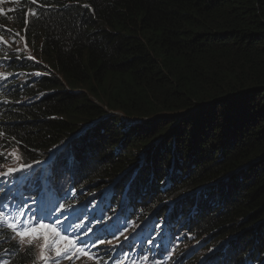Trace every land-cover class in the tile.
Wrapping results in <instances>:
<instances>
[{"label": "trees", "instance_id": "trees-1", "mask_svg": "<svg viewBox=\"0 0 264 264\" xmlns=\"http://www.w3.org/2000/svg\"><path fill=\"white\" fill-rule=\"evenodd\" d=\"M47 4L5 16L38 62L0 44V153L29 164L59 148L41 177L65 182L70 202L89 206L90 189L119 221L126 211L109 203L124 190L135 209L206 237L194 264H264V0ZM170 232L173 254L185 234ZM10 236L0 264H33Z\"/></svg>", "mask_w": 264, "mask_h": 264}, {"label": "snow or ice", "instance_id": "snow-or-ice-1", "mask_svg": "<svg viewBox=\"0 0 264 264\" xmlns=\"http://www.w3.org/2000/svg\"><path fill=\"white\" fill-rule=\"evenodd\" d=\"M30 15H35V12H31ZM15 35L19 36V33ZM0 44L7 45V41H4L2 36H0ZM8 46L10 47V45ZM19 50L17 49V51ZM0 79L7 80L8 77L0 73ZM0 135H3V133H0ZM0 155H3V153H0ZM9 158L14 161V166L5 167ZM21 160L22 157L18 152L12 151L5 158L4 163L0 164V169H3L0 170V189H9L7 195H11V192L14 191L13 185L30 183L38 177V170L34 169L31 164L21 163ZM17 173L19 175H16ZM7 195L0 200V232H10L11 236L9 238L11 240L16 241L21 248L27 247L32 254L33 264H60V261L64 259L76 260L84 257L94 261L95 264H100V259L97 255L90 253L89 249L97 246V244L107 243L111 245L113 243L111 240H105L99 236L97 240H92L90 243L75 235L70 237L69 233L80 226L74 222L65 223L59 215L53 216L57 209L62 212L71 211L72 215L76 214L74 209H65L64 204H56L54 208L48 210L46 215L37 219L35 215L32 217L27 216V208L22 200L14 206L15 214H13L9 210ZM102 231H112V234L115 235L113 226L106 225ZM125 239H128V237L125 236ZM132 239L135 240V237ZM41 241L42 243H40ZM148 242H152L151 238ZM37 246L39 254H36ZM132 246L135 247L134 244ZM52 254L59 259H54Z\"/></svg>", "mask_w": 264, "mask_h": 264}, {"label": "rangeland", "instance_id": "rangeland-1", "mask_svg": "<svg viewBox=\"0 0 264 264\" xmlns=\"http://www.w3.org/2000/svg\"><path fill=\"white\" fill-rule=\"evenodd\" d=\"M12 27H16L14 22H11ZM15 38H10L9 42L11 43V47L14 48L13 51L14 52H19L21 54H24L26 58L29 59H34L36 60V57L33 55V52L31 51V49L29 47L25 48V41L24 38L21 39L22 34L19 33V36H14ZM14 39H16V41L14 42ZM17 49H20L19 51H17ZM31 57V58H30ZM9 84V83H8ZM7 84V85H8ZM32 102V101H31ZM127 119H122V122L126 121ZM61 149H65V148H61ZM53 150H56L58 152L62 151L59 148H55ZM12 151H17L19 154L18 149H12V150H6L4 151L3 155H4V159L8 156L9 153H11ZM57 153V152H56ZM55 151H51L50 153H48L47 155L51 156V158L54 157V154L56 155ZM20 155V154H19ZM21 163H23L22 161H20ZM34 169H38L39 170L43 167L44 171H48V162L45 164H42L41 162H32L30 163ZM8 166H14V161L9 158L7 160V164L5 165V167ZM175 169V165L170 169V171L168 173L174 172L176 174H178L177 171L174 170ZM3 170V169H0ZM38 172H42L39 171ZM171 175L168 174L167 177V184L168 183H172L171 182ZM86 195L89 196V200L90 202L88 203L90 205V207L96 208L98 205H102V197L101 195H99L97 192L92 191L90 189H86L85 190ZM122 194L120 196H118V194H116L114 196V200L111 201V210H117L118 208L123 209L126 211L127 216L125 218V224L127 227H132L133 230L137 227H140L142 224L151 222L155 225L156 229H160L162 231V227L164 226V223L167 221V219H161L164 220V222L162 223L159 216L157 217H149L148 213L143 211L142 208L138 205V208H134L133 204H130L126 198H125V191H121ZM118 198V202H116L115 200ZM179 199H174L172 198L171 200L167 201L166 203H171V202H177L178 203ZM190 205V202L188 204V206ZM187 207L184 206L183 208V213H186L185 209ZM171 211V210H169ZM173 212V211H172ZM195 214V212H191V215H185L187 219H190L191 216H193ZM87 217H85L86 220ZM186 225H181L180 227H176V226H172L171 228L174 232H178L180 231V234L182 233L185 234L184 237L182 238L183 240H181V248L177 251H175L172 255L168 254L166 257L163 258V260L159 263H155V264H175V262L179 259H183L185 260V264H188L190 262V264H194L198 262V258L201 257L205 252L203 251L202 248V239H200L198 237L197 234L192 233L191 231H188L186 228L184 227ZM42 243V241L40 242ZM5 246V244H0V249H2ZM37 249L39 251V248L37 246ZM90 253L97 255V257L100 259L103 258L106 262H108L109 260V255L108 254H104V253H100V252H96V250H92L91 248L89 249ZM189 251H192L194 254L193 256L195 258L191 259L189 257H187V253ZM212 251V250H211ZM96 252V253H95ZM53 258L54 259H59V258H55L54 254ZM170 255V256H169ZM1 256V255H0ZM100 256V257H99ZM101 260V259H100ZM60 264H95L94 261L92 260H88L86 257L81 258V259H76V260H70V259H64L60 261Z\"/></svg>", "mask_w": 264, "mask_h": 264}, {"label": "clouds", "instance_id": "clouds-1", "mask_svg": "<svg viewBox=\"0 0 264 264\" xmlns=\"http://www.w3.org/2000/svg\"><path fill=\"white\" fill-rule=\"evenodd\" d=\"M48 3V2H47ZM33 4H35V2H33ZM90 206V205H89ZM164 219H167V220H169L170 221V223H171V225L172 226H176L177 227V225H178V227H180L181 225H183V223L182 222H180V220H178V221H173V220H171L170 218H169V216L168 215H166L165 216V218ZM162 222V221H161ZM180 222V223H179ZM148 223H150L151 224V227H149V229L146 231V232H148L150 235H153L154 233V231L155 230H159L158 232H160V233H163L164 234V236H161V239H160V241L162 242L161 244H160V247H158L157 248V250H155L152 254V258L149 260V261H145L144 262V264H155V263H159V262H161L162 261V259L164 258V257H166L168 254H170V252H164V250H165V248L166 247H164V248H162V246H163V243H164V241L167 239V237H168V235L170 234V231H173L172 229H170V228H168V229H165V230H163V228H164V226L162 227V231L160 230V229H156V227H155V225L154 224H152L151 222H148ZM163 223V222H162ZM165 224V223H164ZM188 231H190L189 229H192V227H190V228H186ZM164 231V232H163ZM134 233V232H133ZM145 233V232H144ZM198 235V234H197ZM200 239H202V248L204 249V248H206V249H209V245H208V241L206 240V237H202V236H198ZM212 250V251H211ZM214 252V250L211 248L210 249V254L206 257V259L212 254ZM192 251H189L188 253H187V256H191L192 255ZM154 259H155V261H154Z\"/></svg>", "mask_w": 264, "mask_h": 264}, {"label": "bare ground", "instance_id": "bare-ground-1", "mask_svg": "<svg viewBox=\"0 0 264 264\" xmlns=\"http://www.w3.org/2000/svg\"><path fill=\"white\" fill-rule=\"evenodd\" d=\"M0 3L1 4H3L6 8H12L13 7V5L15 4V0H0ZM35 7L36 6H34V5H32V6H30L28 9H26V10H24L22 13H24V15L26 16V17H30L31 15H30V13L31 12H33L34 11V9H35ZM13 11V9H11V10H9V11H7V12H5L4 14H8L9 12H12ZM39 186V185H38ZM56 187H52V189H55ZM50 207H53V206H50ZM49 207V208H50ZM169 227H165V225H164V228H163V230H165V229H168ZM177 237V234L176 233H173V232H170V234L168 235V237H167V239L164 241V243H163V246H162V248H164V247H166L165 248V250H164V252L166 253V252H170V255H172V252H171V247H172V242L175 240V238ZM149 238H150V234L148 233V232H145L143 235H142V244H143V246L145 247V248H152L151 246L149 247V246H147V242H148V240H149ZM154 245H155V243H154ZM156 246V245H155ZM155 248V247H154ZM169 255V256H170ZM163 260V259H162ZM119 262H120V260H119Z\"/></svg>", "mask_w": 264, "mask_h": 264}]
</instances>
